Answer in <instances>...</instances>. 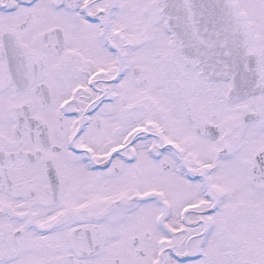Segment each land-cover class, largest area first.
<instances>
[{"label": "snow or ice", "instance_id": "snow-or-ice-1", "mask_svg": "<svg viewBox=\"0 0 264 264\" xmlns=\"http://www.w3.org/2000/svg\"><path fill=\"white\" fill-rule=\"evenodd\" d=\"M0 264H264V0H0Z\"/></svg>", "mask_w": 264, "mask_h": 264}]
</instances>
